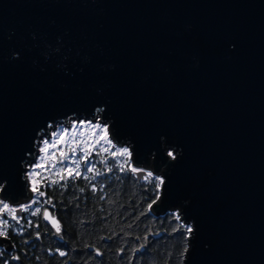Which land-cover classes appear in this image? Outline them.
Wrapping results in <instances>:
<instances>
[{"label": "water", "instance_id": "obj_1", "mask_svg": "<svg viewBox=\"0 0 264 264\" xmlns=\"http://www.w3.org/2000/svg\"><path fill=\"white\" fill-rule=\"evenodd\" d=\"M97 116L196 230L183 264H264V0H0L7 201L51 129Z\"/></svg>", "mask_w": 264, "mask_h": 264}, {"label": "trees", "instance_id": "obj_2", "mask_svg": "<svg viewBox=\"0 0 264 264\" xmlns=\"http://www.w3.org/2000/svg\"><path fill=\"white\" fill-rule=\"evenodd\" d=\"M112 149L109 151H116ZM103 155L113 171L92 181L98 188L102 182L103 192H92L89 182L83 179L68 181L67 189L46 190L56 205L51 211L63 226L64 242L53 238L42 216L30 217L24 213V217L39 223L40 227H26L22 236L9 230L10 240L18 252L25 247V238L33 237L37 231L40 233L41 241L31 243L27 257L21 255V261L31 264H183L188 238L182 224L175 219L173 211L154 214L149 210V204L156 198L155 183H148L131 172L121 173L115 166L116 161L109 154ZM99 160L100 156L94 154L91 162L104 171L106 165ZM24 223L26 226V220ZM91 248L99 249L102 255H95ZM57 249L67 252V256H59L55 253ZM1 257L0 264H21L10 257L5 260Z\"/></svg>", "mask_w": 264, "mask_h": 264}, {"label": "snow or ice", "instance_id": "obj_3", "mask_svg": "<svg viewBox=\"0 0 264 264\" xmlns=\"http://www.w3.org/2000/svg\"><path fill=\"white\" fill-rule=\"evenodd\" d=\"M77 129L80 130L77 131ZM51 135L56 137L57 133L53 132ZM41 143L42 146L39 148V152L43 155L38 158L35 164L29 162L28 168L30 170L25 172L30 191L33 193V198L28 203L17 206L7 202L6 196L2 195L7 191L5 183L2 182L5 178L0 177V241L10 240L9 230L16 235L22 236L26 227H35L37 229L40 227L39 223H34L32 219L18 213H28L30 217L42 216L43 220L48 221L52 225L55 234L59 235L62 232L61 223L50 211V208L55 209L56 205L53 203L52 197L47 196L46 190L55 187L67 189L69 186L68 181L75 182L83 179L89 182L92 192H103L104 185L102 182H100L99 188L96 183H92V181L97 180V177L106 176L113 171V167L107 166L108 160L103 154H109L116 161L115 166L121 173L131 172L148 183H155L156 198L152 201V204H149V210L160 199L164 191L165 179L155 175L152 171L134 166L131 163L132 152L128 147L118 149L115 152H110L109 147H99L102 143L109 146L112 144L109 128L106 124L73 121L71 130L65 127L59 133L58 139L50 142L45 138ZM94 154L100 156L99 163L106 165L104 171H101L96 163L91 162V157ZM168 156L175 159V154L172 151L168 152ZM117 157L123 159L116 160ZM38 177L39 179H37ZM44 181H47V183H44ZM41 188L45 190L42 191ZM80 191L83 192L84 189L81 188ZM41 198L44 199L42 200ZM100 199L103 200L104 196H100ZM34 205L35 207H33ZM45 205L49 207H45ZM175 219L179 221L181 217L176 215ZM181 227L187 234L186 238L193 237L196 230L192 226L181 225ZM35 235L37 239L40 238L38 231ZM4 251L5 246L0 243V256L4 254ZM57 252L61 257L67 256L65 251L57 249ZM184 253H188L187 246L184 248ZM96 255H102L99 249H96ZM11 259L19 261L20 256H12ZM4 264H7V262H4Z\"/></svg>", "mask_w": 264, "mask_h": 264}, {"label": "rangeland", "instance_id": "obj_4", "mask_svg": "<svg viewBox=\"0 0 264 264\" xmlns=\"http://www.w3.org/2000/svg\"><path fill=\"white\" fill-rule=\"evenodd\" d=\"M73 121H77V122H81V121H90V122H92L93 124H95V123H97V122H99V123H101V124H106L107 125V123H104V122H102V121H100V117L99 116H97L96 117V119L95 120H90V119H83V118H81V119H72V120H70L68 123H66V124H57L53 129H51L50 131H49V136L48 137H44V138H42L41 139V141L43 140V139H48L50 142L51 141H53L54 139H58V136H59V133L61 132V131H63V129L66 127V128H69L70 130H71V125H72V122ZM108 126V125H107ZM80 129H77V131H79ZM53 132H55V133H57V136L56 137H53L51 134L53 133ZM110 133V132H109ZM110 139H111V142H112V144H111V146H109V145H107V144H101L99 147H109V149L111 150L112 148L114 149V150H118V149H122V148H124V147H128L129 148V145L127 144H122V145H120V144H116L114 141H113V139H112V137L110 136ZM42 146V143L40 142V144H39V147H38V152H37V156H36V159L37 160H35V162H32V164H35L37 161H38V158L41 156V155H43L42 153H40L39 152V148ZM112 149V150H113ZM169 151H172L175 155H176V152L175 151H173V150H171V149H169L168 151H167V154H168V152ZM93 158V156L91 157V159ZM171 158V157H170ZM121 159H123V158H121ZM131 163L133 164V162H132V160H131ZM134 165V164H133ZM134 166H136V165H134ZM26 167H27V170H30L29 168H28V165H26ZM136 167H138V168H140V169H145V168H143L142 166H136ZM145 170H147V169H145ZM147 171H150V170H147ZM155 175H158V174H155ZM158 176H161L162 177V175H158ZM31 199H29L28 200V202L30 201ZM27 201L26 202H24V203H19V204H17V206L18 205H22V204H26V203H28ZM174 213H175V215H179L180 216V214L177 212V211H173ZM180 221V223L182 224V225H187V226H191L190 225V223L189 222H187V223H185V221H183V220H179Z\"/></svg>", "mask_w": 264, "mask_h": 264}, {"label": "flooded vegetation", "instance_id": "obj_5", "mask_svg": "<svg viewBox=\"0 0 264 264\" xmlns=\"http://www.w3.org/2000/svg\"><path fill=\"white\" fill-rule=\"evenodd\" d=\"M33 198V193H32V195H31V198L30 199H32ZM42 200L44 199V198H41ZM8 202V201H7ZM33 207H35V205L33 206ZM45 207H49L48 205H45ZM50 211H51V208H50ZM19 215H24V213H18ZM42 220H43V218H42ZM44 221V220H43ZM45 222V221H44ZM45 224L48 226V228H49V230L52 232V234H53V238L54 239H56V240H58V241H60V242H64V239H63V226H62V224H61V226H62V232L59 234V235H57V234H55V231L53 230V228H52V226H50L48 223H46L45 222ZM41 241V237L39 238V239H37L36 238V235H34L33 237H31V238H25L24 239V246L26 247V250H25V247L20 251L19 250V252H18V250H17V247L11 242V240H9L10 241V243L13 245V248H11L10 250H6L5 249V251H4V254L2 255V259L3 260H5L7 257H12V256H16V255H19L20 256V260L19 261H15V260H12V259H10V260H12V261H14V262H20L21 264H31V263H29V262H25V261H21V255L24 257V258H26L27 257V253H29V250H30V245H31V243H32V245H33V243L35 242V241ZM25 241H27V243H25ZM60 251H62L61 249H59ZM91 250H93L94 251V254L96 255V249H93V248H91ZM55 253H57L58 254V252H57V250L55 251ZM59 255V254H58ZM97 256H101V255H97Z\"/></svg>", "mask_w": 264, "mask_h": 264}]
</instances>
